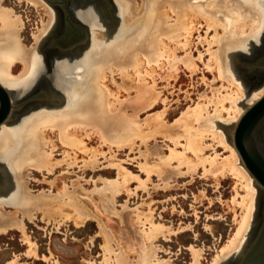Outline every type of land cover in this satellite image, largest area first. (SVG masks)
<instances>
[{
    "label": "bare ground",
    "instance_id": "obj_1",
    "mask_svg": "<svg viewBox=\"0 0 264 264\" xmlns=\"http://www.w3.org/2000/svg\"><path fill=\"white\" fill-rule=\"evenodd\" d=\"M5 1L0 0V85L10 93L14 105L15 92L21 93L37 83V77L44 68L43 47L57 26L59 12L48 0H25L35 7H43L49 17L47 23L42 22V27L34 36L35 43L30 47L24 44L21 37L24 26L21 16L7 7ZM108 1L114 8L110 14L99 1L81 6L76 14L84 22L87 41L73 56L58 60L53 86L57 91L64 92L65 97L56 100L55 94L51 95L46 100L47 104L32 109L22 117H17L18 110L13 109L8 120L0 126V160L5 164L4 167L0 164L3 175L0 180V233L21 229L28 243L27 255L36 256L37 245L27 236L23 218L33 219L37 212H42L44 217L65 218L79 227L88 219L99 217L92 211L95 208L90 209L92 205L87 206L90 203L84 204L89 196L80 195L74 185L70 189L66 182L59 193L32 196L24 175L36 172L46 178V175L59 169L66 168L68 172L78 164L80 155L84 158L81 159L83 173L87 174L100 159L98 157L105 155L87 143L95 136L100 145H107L110 151L114 147L133 151L138 141L146 147L145 151L139 149L142 161L139 163L141 171L146 174L145 180L140 175L131 174L117 160H112L115 156L111 157L110 164L117 168L118 179L103 181L102 192H109L112 197L121 195L123 191L131 196L130 183L133 181L138 182L137 189L148 192V183L154 176L167 189L170 181H166L165 177L171 172L178 177H194L202 170L203 177L213 178L217 183L233 178L236 183L232 202L242 209L241 219L235 233L210 264H224L233 254L242 257L246 250L243 246L245 238L255 217L258 194L259 191L264 193V189L246 169L234 146L231 130L246 108L263 97L264 87L250 95L238 75L236 62L239 54L249 51L252 42L259 41L263 36L264 0ZM203 30L205 36L201 34ZM197 33L198 43L195 46ZM77 37L74 34L72 43L78 40ZM79 44L74 46L75 49ZM200 47L204 48V53ZM194 48L198 52L197 58ZM197 62H202L214 76L211 85L204 81L210 86L211 95H201L196 105L189 106L173 124L166 120L168 99L165 98L162 100L166 106L164 110L157 113L154 119L150 116L142 123L139 114L153 108L162 99L161 92L156 89L159 71L177 79L180 65H184L191 75H195L199 68ZM18 64L21 71L15 75ZM77 74L78 78H71ZM116 76L121 79L120 83ZM108 82L127 92L129 98L121 100ZM216 82L221 85L215 87ZM132 92L136 93L135 100L131 98ZM248 98L251 102L243 105ZM130 109L133 113L129 112ZM262 131L264 134V127ZM157 135L163 136L169 143L166 145L167 154L165 146L157 152L148 147L147 141L156 139ZM218 148L226 154H219ZM59 151L63 152V160L55 162ZM210 151L212 153L208 154ZM63 179L65 182V177H57L49 183L54 190H59ZM240 190L244 191L243 195ZM93 202L91 200L96 207ZM6 206H13L16 211L5 213L2 210ZM19 213L23 215L22 219ZM151 215V212L140 214L136 221L143 229V237L139 239L153 244L168 228L154 222ZM98 224L100 235L105 240L100 264H174L168 259H157L153 249L145 258L135 252L136 262L133 263L134 260L130 261L127 256L126 247L118 241L119 238H115L113 231L108 230L110 228L107 229L105 222L99 219ZM193 254L191 264H199V252L193 250ZM7 264L23 263L13 259Z\"/></svg>",
    "mask_w": 264,
    "mask_h": 264
},
{
    "label": "rangeland",
    "instance_id": "obj_2",
    "mask_svg": "<svg viewBox=\"0 0 264 264\" xmlns=\"http://www.w3.org/2000/svg\"><path fill=\"white\" fill-rule=\"evenodd\" d=\"M96 1H99L109 14L114 11L111 1L108 0H68L72 22L82 26L84 31L76 30L74 34L78 36V40L71 43L67 48H63L60 44L56 43V39H59L65 33L66 23L60 8L53 5L59 12V15L57 18V26L48 36L43 47L44 68L40 71L39 77H37V83L29 86V88L23 90L21 93L15 92L13 94V102L14 105H18L39 93L43 94V96L28 103L21 110H18L16 112L17 117H22L28 112H31L32 109L47 104L48 102H46V100L50 98L51 95L55 94L56 100L65 97L64 92L57 91L53 86L58 67L57 63L58 60L63 59L64 56H73L76 50L81 47L82 43L87 41V31L84 22L81 21L76 14L79 13L81 6ZM5 2L7 7L13 8L14 12L18 16H21L24 23L21 37L24 44L31 47L35 43L34 36L38 34V30L42 27V22H48L47 20L49 17L46 10L43 7H35L25 0H23L22 3L16 2V0H6ZM203 32L201 34L205 36V30H203ZM198 35V33L195 35V46L198 43ZM78 43H80L78 45L79 47L75 49L74 46ZM252 45L249 51L239 54L236 62L238 75L242 79L244 86L249 89L250 95L264 87V67L258 65V62L264 57V32L261 39L259 41H253ZM199 49L202 52L204 50L202 47ZM194 54L197 58L198 52L196 48H194ZM180 55H184V53ZM208 58L209 57L206 56V60H208ZM197 64L199 68L195 75H191V72L186 69L184 65H180L177 79L167 76V72L165 71H159V75H156V89L161 92L162 95L161 101H158V104L160 103L161 105H159V107L157 104L153 108L144 110L146 113L141 112L139 118L142 123L150 116L152 117L151 119H154L157 113L164 110L166 106L162 100L165 98L168 99V102H166L168 104L166 120L169 124H173L189 106L193 107L196 105L201 95H211L210 86L204 81L211 85L214 76L208 72L202 62H197ZM20 71L21 65L15 69L14 74L18 75ZM78 77L79 74L71 78ZM116 78L117 82L120 83L121 79L117 76ZM149 81L151 80L149 79ZM108 85L112 91L120 95L121 100L129 98L127 92L124 90H119L117 86L113 85L111 82H108ZM220 85L221 83L219 82L214 84L215 87H219ZM135 96L136 93L132 92L131 98L134 99ZM249 102L251 101L248 98L243 102V105L247 106ZM129 112L133 113L131 109ZM90 140L91 141L87 140L90 147L99 149L100 152L105 155L100 154L101 156L98 157L100 159L97 160L94 166L89 168L87 174L83 173V163L81 159L84 158L82 155H80L78 164L75 165L73 169L68 170V172L65 170L66 168L59 169L56 173L49 176L46 175V178L40 173L26 172L24 175H26V180L29 183L30 194L32 196L50 195V193L55 194L63 190L64 183L66 182L70 189H73L72 187L74 185L80 195L85 196L86 194V197H91L90 200H88L89 198L85 199V201L83 200L85 203L82 202L85 205L90 203L87 205L88 207L92 205L90 209L95 208V211L92 209L95 213L94 215L97 217L99 216L98 218L101 219L102 222H105L104 225L107 229L110 228L108 230L111 232L113 231L112 233L116 239L119 238L118 241L126 247V251L128 250L127 256L130 261L134 260L133 263L136 262L135 256L137 255L134 254L135 252H138L145 258V256L149 255L151 249H153L157 259H168L174 264H191L194 260L193 250L198 251L200 258H202H199V264L212 263L218 252L221 251L228 242V239L235 233L238 227V221L241 219L242 209L235 206L232 202L235 195V180L233 178H228L217 183L213 178L203 177L202 170L198 171L194 177H178L176 173L173 174V172H171L165 177L166 181H170V186L167 189L164 188L163 185H161V181L154 176L152 181L148 183V192L141 188L137 189L138 182L133 181L130 183V189L133 191L131 196L123 191L121 195L112 197L109 192H102L104 188L103 181H115V179H118L117 168L110 164L111 157L115 156L112 160H117L116 162L121 163L131 174L135 176L140 175V177L145 180L147 178L145 177L146 174L142 172L140 168V163L142 161L139 149L141 148L142 151H145L146 147L142 145L141 141H138L133 151L128 148L119 150L116 149V147L112 148L110 151L107 145L104 147L100 145V141L97 137L94 136ZM147 143L149 144L148 147L154 152L160 151L159 149L162 150L166 147L164 149L165 151H163L166 154L168 153V147L166 145H169V143L165 142L161 135H157L156 139L148 140ZM210 153H212V151L208 152V154ZM218 153H222L221 155L226 154L221 148H218ZM54 159L55 162L63 160V152H57ZM0 164L3 165L1 167L5 165L1 160ZM57 177H65L66 180L65 182L64 179L60 181L61 185L59 186V190H54L49 182H52L53 179L55 180ZM44 179H46L45 182H43ZM100 189L101 191H99ZM240 193L243 195L244 191L242 192L240 190ZM108 195L111 197L108 198ZM95 197H98V200H96ZM258 197L255 217L252 227L246 235L245 244L243 245L244 249L250 245L263 221L264 193L259 191ZM105 198L108 199L106 200ZM91 200L92 202L94 201L93 203L96 207H93ZM103 200H106L104 207L102 206ZM239 200L241 199L239 198ZM108 205H110V207ZM111 206L114 208H111ZM110 208L112 210L114 209L113 211L115 213L113 211L111 212ZM2 211L11 214L15 212L16 209H14L13 206H6ZM150 212L154 222L161 223L168 228V231L157 238L153 244L139 239V237H143V229L138 224V221H136L138 220L136 217L140 214L148 215ZM120 213L123 215L126 214L121 217ZM36 214L33 219L23 218L21 213L18 215L20 219L23 218L24 230L27 236L37 245V255H27L29 248L28 243L24 240L22 230L13 229L5 234L0 233V264H7L13 259H18L19 262L23 264H100L103 261L102 246L105 240L100 235L98 218L88 219V222L86 221L83 224L84 226L81 225L77 227L74 221L70 220L69 222V220H65V218L56 220L51 217L52 220L50 217H44L42 212H37ZM235 216H237V221L235 220ZM123 217H125L124 219L126 221L123 220ZM47 219L49 221H47ZM119 227H122L121 230L118 229ZM131 234L135 236L133 237ZM240 256L241 255L233 254L224 261V264H237L238 261H240Z\"/></svg>",
    "mask_w": 264,
    "mask_h": 264
},
{
    "label": "water",
    "instance_id": "obj_3",
    "mask_svg": "<svg viewBox=\"0 0 264 264\" xmlns=\"http://www.w3.org/2000/svg\"><path fill=\"white\" fill-rule=\"evenodd\" d=\"M52 5L58 6L64 15L66 31L56 43L67 48L74 41L73 36L76 30L84 28L71 20L69 4L66 0H48ZM264 67V57L258 62ZM43 94L39 93L28 100L13 105L10 93L0 85V126L5 123L13 109L21 110L28 103L39 99ZM264 95L253 105L246 108L245 113L232 131L233 143L239 153L246 169L252 174L259 187L264 189ZM229 131V130H228ZM3 175L0 172V180ZM264 214V211L263 213ZM263 216V215H262ZM237 264H264V216L262 224L250 243L240 261Z\"/></svg>",
    "mask_w": 264,
    "mask_h": 264
},
{
    "label": "flooded vegetation",
    "instance_id": "obj_4",
    "mask_svg": "<svg viewBox=\"0 0 264 264\" xmlns=\"http://www.w3.org/2000/svg\"><path fill=\"white\" fill-rule=\"evenodd\" d=\"M68 2V0H66ZM2 174V173H1Z\"/></svg>",
    "mask_w": 264,
    "mask_h": 264
}]
</instances>
